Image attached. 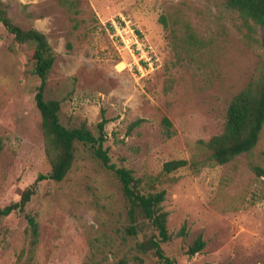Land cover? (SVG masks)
<instances>
[{
    "label": "rangeland",
    "instance_id": "1",
    "mask_svg": "<svg viewBox=\"0 0 264 264\" xmlns=\"http://www.w3.org/2000/svg\"><path fill=\"white\" fill-rule=\"evenodd\" d=\"M2 1L13 23L42 32L54 52L45 97L61 103L60 122H86L96 134L104 111L111 162L145 191L165 190L166 254L177 264H264V127L249 153L224 165L162 172L171 160L208 158L198 141L222 132L229 101L263 54L242 43L224 0H78L77 15L58 0ZM187 31L191 44L182 42ZM38 86L27 47L0 26V208L50 171ZM25 211L36 242L24 215L0 218V264H159L135 249L150 232L125 233L120 183L80 144L65 179L39 182ZM199 235L205 246L189 257Z\"/></svg>",
    "mask_w": 264,
    "mask_h": 264
},
{
    "label": "trees",
    "instance_id": "2",
    "mask_svg": "<svg viewBox=\"0 0 264 264\" xmlns=\"http://www.w3.org/2000/svg\"><path fill=\"white\" fill-rule=\"evenodd\" d=\"M58 2L73 15L79 14L78 0H58ZM224 6L235 15L233 26L242 43L249 48L257 46L263 54L247 85L229 101L222 132L208 141H198V144L208 151V158L165 162L162 167L165 175L182 168L197 172L206 165H224L241 154L249 153L256 146L264 127V0H224ZM159 21L166 27L163 16ZM0 26L13 37L15 43L27 47L29 61L33 65V74L39 79L34 100L41 120L44 154L50 167L47 175H38L33 185L23 190L17 202L0 208V218L12 214L24 215L34 244L38 237V224L34 216L26 213L25 207L34 195L35 187L39 182L50 180L58 183L65 179L74 163L77 145L80 144L87 147L100 165L111 172L120 183L129 223L125 233L135 237L140 231L150 232L144 234L142 241L136 243L135 249L142 254L150 253L159 264H177L164 249V245L171 239L166 226L168 214L161 206L165 200V190L145 191L142 179L134 177L131 170L118 167L111 162L108 151L104 148L107 140L105 125L108 122L104 111H101L100 120L95 125L96 134L89 129L86 122L71 128L60 122L61 103L45 97L48 75L55 62L54 52L42 32L23 29L13 23L2 0H0ZM257 29L261 32L260 37L257 35ZM193 40L194 36L187 31L182 42L191 44ZM142 121L135 120L129 125L128 130L139 126ZM162 123L167 135L170 136V121L163 118ZM184 235L183 226L178 236ZM204 246L205 242L199 235L188 247L186 254L193 257Z\"/></svg>",
    "mask_w": 264,
    "mask_h": 264
},
{
    "label": "built area",
    "instance_id": "3",
    "mask_svg": "<svg viewBox=\"0 0 264 264\" xmlns=\"http://www.w3.org/2000/svg\"><path fill=\"white\" fill-rule=\"evenodd\" d=\"M123 21H124V20H123ZM123 23H125V22H122V24H123ZM114 27L116 28V26H115V25H114ZM116 29H117V28H116ZM131 32L134 34V32H133V31H131Z\"/></svg>",
    "mask_w": 264,
    "mask_h": 264
}]
</instances>
